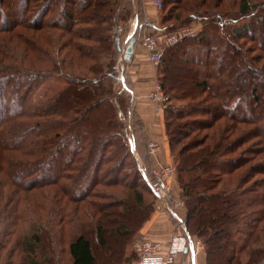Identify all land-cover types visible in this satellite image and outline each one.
Returning <instances> with one entry per match:
<instances>
[{
	"label": "trees",
	"instance_id": "obj_1",
	"mask_svg": "<svg viewBox=\"0 0 264 264\" xmlns=\"http://www.w3.org/2000/svg\"><path fill=\"white\" fill-rule=\"evenodd\" d=\"M122 1L0 0V219H9L7 233L15 234L31 216L23 203L55 187L58 243L77 225L62 248L69 264H122L125 243L158 197L150 164L145 172L133 148V141L138 149L148 146L146 137L135 130L129 136L133 95L116 88L125 34L119 25L131 14L141 22L133 0L128 8ZM255 1L239 0L230 13L215 10L226 0H163L165 31L184 17L202 23L164 48L163 94L187 230L205 244L207 264H264V67L242 43L259 37L264 51V2ZM141 32L138 25L133 35ZM248 72L258 83L250 92ZM55 74L73 91L50 104L35 101ZM36 212L37 231L24 240L28 264H54L53 228ZM96 217L97 241L105 247L99 253L89 220ZM108 231L119 244L107 243Z\"/></svg>",
	"mask_w": 264,
	"mask_h": 264
},
{
	"label": "rangeland",
	"instance_id": "obj_2",
	"mask_svg": "<svg viewBox=\"0 0 264 264\" xmlns=\"http://www.w3.org/2000/svg\"><path fill=\"white\" fill-rule=\"evenodd\" d=\"M238 1L239 0H226L227 5H222L220 8L215 9V10L222 11V12L229 10L230 13H233L238 9ZM251 1L256 2L255 0H251ZM128 2H129V0H123L120 3V7L124 6V8L125 7L128 8V6H131V4ZM258 2L262 3V2H264V0H259ZM132 5H134L135 10L137 12H140L139 17L141 19V22L138 21L139 23H143L144 21H146L147 18H149V17L145 16V11L143 10V7H144L143 0H135V1L133 0ZM162 11H163V5H162ZM184 14L186 16L187 12H185ZM184 18H183V22H181L179 24V26L177 28H175V30L180 28V27H183V26H189V25L195 26L196 25L195 22L187 24L186 21H188V19L184 20ZM135 19L139 20L138 16L137 15L133 16L131 14V17L129 18V20H127L125 23L121 22V24H120L122 26V28H124V30H125L126 26L128 27L126 30V32L128 34L133 29V22H135ZM124 30H122V32L126 33ZM136 35L137 36L139 35V38L142 36L140 34H136ZM141 39H142V37H141ZM261 39H263V37ZM258 40H259V37L256 40H246V41L242 40V43H243L244 48H246L248 50V52H249L248 54L251 55L253 58H255L254 63L256 65H260V66L264 67V51L262 49L258 48V46H257ZM122 46H123V44H122ZM122 53L123 52H121V54H119V57L122 56ZM124 60L125 59L123 58V63L121 62L120 58L118 60V63H120L119 73H120V77H121V82L118 81L116 83V88H118V89L119 88L120 89H122V88L127 89L128 88L130 90L131 86H127V85L125 86L126 78H127V81L131 83L130 78H128L130 66ZM152 70H153L152 71L153 89L149 92V94L147 95V98H145V99L147 102L146 104L148 106L154 107V110L152 109V112H153L152 115H154L156 117V116H158L159 113L162 115V112H159V110H161V109H156L155 102L152 100L150 94L154 92V89H155L158 82L162 83V86L164 87V82H165L164 74H165V72L162 75V77L160 78L159 75L155 74V72H154L155 67L153 64H152ZM245 74H246L247 78H250L252 80V81L250 80V83L248 84V86L246 88V90L250 92V88L254 84L256 85L258 83L254 79L255 78L254 74H252L250 72H248V75H247V73H245ZM260 87L262 88V90L264 92V86L260 85ZM74 88H75V85L70 83L63 75L55 74V75H52L35 92L34 100L37 102H40L42 104H50V103L57 101L59 99H65L66 97H68L70 95V93L73 91ZM262 90H260V97L264 101V94L262 93ZM131 92L132 91L130 90V93ZM133 101H134V98H133ZM263 101H261V103H260L261 105L264 104ZM131 106H133V103ZM144 107L145 106H143V108H142V106H141L142 109L140 108V112H142L141 110H143ZM141 121L143 124L142 116H140L139 113L137 111H135L132 107L131 112H129V117L126 120L128 131H129V136L131 138L135 137L134 136V130H135L137 132V134H136L137 137L138 138L140 137L142 140H144L143 131L139 129V125L141 124ZM167 134H168V132H167ZM139 145H140L139 149H138V147L136 148L135 142L133 141V148H134L135 154L138 158H140L141 165L144 168L145 172H148L149 167H147L146 163L150 164V166H151V164L155 163L157 160L153 156V154L150 152V146L149 145L148 146L146 144H139ZM148 147H149V150H148ZM159 147H161V146H159ZM161 149H162V147H161ZM170 154H171L170 160H171V163L174 167L172 178H171L172 191H173V194L177 198H180L181 200L184 201L182 196H179L180 194H177L174 191L175 189L177 190L179 188L178 187L179 185L176 181V176H175L176 164H175L174 156L171 152V148H170ZM156 155H158V157L161 158L160 157L161 153H159V151H156ZM54 188L49 187V188L41 189L42 191H44L46 193V197H44V198L40 193L37 192L35 195V199L37 202L34 201V202H30V203H26V202L23 203L22 208L24 210V213L31 214V216L26 217L25 220L20 222V228L17 230V232L15 234H8L7 233V231L10 230V228H8V220L9 219L7 221H5V220L2 221V218L0 219V243L3 241L2 245H4V248L0 249V264H10V263H12V264H28L29 258L27 256H31V253L29 252V249H31V248H29L30 247L29 244L28 245L25 244L24 240L25 239L27 240V238H29L30 235L33 232H35L36 228H38L37 223L40 221L37 219L38 214L36 211H38L40 213L42 212L44 214L45 219H43L44 222H41V223L48 226L49 229L51 227L53 228V232H52L53 234H52L51 240H52V243L54 242L53 243V247H54L53 252L54 253L52 254V256L55 257L54 258V264H69L70 263V261H71L70 255L67 253L66 249H62V248L63 247L65 248V246H67V243H68L69 239L71 238L70 233H74V232H72V230L76 229L77 225L73 224L71 226H68L67 229L64 230L65 234H63L64 237L62 238V241L58 243V240H56V239H60V236L58 233H60L61 235H62V233L59 231V228L55 225V218H54L55 213L54 212L56 211V209L58 207H57L56 201L54 199V196H55ZM45 193L43 194L44 196H45ZM158 199L159 198L157 197L156 203H155V209L158 207V205H157ZM38 201H41L42 204H46L45 207L47 208V210L41 209L40 208L41 206L39 205ZM183 206H186L185 201H184ZM71 208H72V206L70 204H68L67 210L70 211ZM155 209H154V211H155ZM96 219H98V217H96L94 219H89V220H93V222L91 223V225H92L91 229L93 227V230L91 232L92 233L91 238L95 244L94 246H95L96 252L99 253V251L105 249V247L99 246L98 241H97L96 226H95ZM87 224H88V221H87ZM137 233H136V235H137ZM135 236L131 240H129L128 242L125 243V255H124V260H123L122 264H137V262H138L139 257L137 255L136 251H134V249H133L134 247L131 246V243L133 242ZM118 238L119 237L116 234H114L110 231H108L106 234V239H107L108 244H112V245L116 246L117 243L119 244ZM195 239L200 240V245L205 248V244L203 243V241L200 238L195 237ZM36 252H37L36 254H38V255L40 254L39 246L36 247Z\"/></svg>",
	"mask_w": 264,
	"mask_h": 264
},
{
	"label": "built area",
	"instance_id": "obj_3",
	"mask_svg": "<svg viewBox=\"0 0 264 264\" xmlns=\"http://www.w3.org/2000/svg\"><path fill=\"white\" fill-rule=\"evenodd\" d=\"M154 3L162 7L163 0H154ZM134 28L129 32L125 45L122 46V56L125 58L126 48L129 44L130 37L133 35L135 29L140 25L143 35V45L149 52V57L155 67L157 75L161 78L163 70V51L167 45L178 42L183 37L196 32L193 25L183 26L176 30L165 31L164 26L156 23L150 17L143 23H139L138 19L135 20ZM123 28L120 25L119 31ZM159 78V79H160ZM152 100L155 102L156 109H161L159 112L165 115L164 112V94L162 83L158 82L154 92L150 94ZM150 152L156 157V151L159 145L151 142L149 144ZM150 166V171L155 176L154 189L158 196V205L161 207H168L171 210H177L183 206L184 201L177 198L172 191L171 178L174 167L171 161L161 163L158 159ZM199 246L200 240H194L189 231L187 230L186 220L181 219L177 229L173 232L170 241L166 244L160 240L143 237L134 244V251H136L139 259L137 264H185L186 259L183 258L184 254L190 249L191 246Z\"/></svg>",
	"mask_w": 264,
	"mask_h": 264
},
{
	"label": "crops",
	"instance_id": "obj_4",
	"mask_svg": "<svg viewBox=\"0 0 264 264\" xmlns=\"http://www.w3.org/2000/svg\"><path fill=\"white\" fill-rule=\"evenodd\" d=\"M143 2V10L145 11V16L150 17L156 23H160L163 25L162 7L156 5L154 3V0H143ZM195 23L196 27H194L196 28V30H200L202 28V23ZM134 24L135 22H133V28L135 26ZM141 35H143V31L141 32ZM128 36L129 34L127 32L123 35L121 45H124ZM141 37H137V41L134 44L131 57L129 59L124 58V61L130 66L128 78H130L131 80L130 83L126 78L125 86H131L130 90L132 91L131 93L134 98L133 109L137 111L140 116H142L143 134L146 137L145 143L148 142V144H150L151 142H153L161 146L162 149L161 147H159V149L157 150L159 151V153H161V158H159L158 155L154 157L161 163H166L171 161L166 118L164 114L161 115L160 113L156 117L152 115V109L154 110V107L148 106L146 104L147 102L145 98H147V95L153 89V70L149 52L146 47L142 45L143 42ZM120 59L123 63V58L120 57ZM163 70L165 72L164 66ZM154 72L155 74H157L156 70H154ZM141 106L142 108L143 106H145L144 109L141 110L142 112H140ZM174 191L175 193L180 194V188H178L177 190L175 189ZM158 203L159 202H157V205ZM186 216V206H181L177 210H171L168 207H161L158 205L155 211L151 214L150 218L145 222V224L135 236L133 242L131 243V246L133 247L134 244L143 237L160 240L167 244L170 241L173 232L177 229L180 220L186 219ZM193 239L197 240L195 239V237ZM183 258L186 259L185 264H207L205 248L201 245H196L195 247L191 246L190 249L184 254Z\"/></svg>",
	"mask_w": 264,
	"mask_h": 264
},
{
	"label": "water",
	"instance_id": "obj_5",
	"mask_svg": "<svg viewBox=\"0 0 264 264\" xmlns=\"http://www.w3.org/2000/svg\"><path fill=\"white\" fill-rule=\"evenodd\" d=\"M137 41V37L135 35H132L130 37V41H129V44L126 48V53H125V58L129 59L132 55V52H133V47H134V44L135 42ZM117 42L120 43L121 42V37L119 36L117 38Z\"/></svg>",
	"mask_w": 264,
	"mask_h": 264
}]
</instances>
